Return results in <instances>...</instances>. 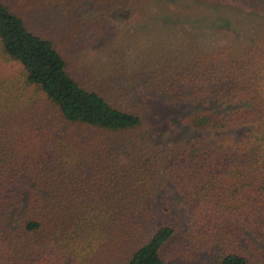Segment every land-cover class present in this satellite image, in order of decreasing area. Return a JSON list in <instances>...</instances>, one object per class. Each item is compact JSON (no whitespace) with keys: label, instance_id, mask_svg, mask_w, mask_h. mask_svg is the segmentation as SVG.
<instances>
[{"label":"trees","instance_id":"1","mask_svg":"<svg viewBox=\"0 0 264 264\" xmlns=\"http://www.w3.org/2000/svg\"><path fill=\"white\" fill-rule=\"evenodd\" d=\"M232 1L0 0V264H264V0Z\"/></svg>","mask_w":264,"mask_h":264},{"label":"rangeland","instance_id":"2","mask_svg":"<svg viewBox=\"0 0 264 264\" xmlns=\"http://www.w3.org/2000/svg\"><path fill=\"white\" fill-rule=\"evenodd\" d=\"M210 2H221V3H228V4H232L234 6H238L236 4H238V2H234L232 0H210ZM86 3V1L84 2ZM87 8V11L90 9V11H92V6L88 5L85 6L84 9ZM248 11H250V9H248ZM255 13H258L257 11ZM259 13H262L261 11H259ZM92 15H96V13H89L88 16H92ZM78 24L77 20L75 22V25ZM79 25L81 26V32L78 33V29H76V33H78L79 35L82 32H86V25H84L83 22H80ZM95 28H97V25L95 26ZM71 39L67 38V37H63L62 35H60V39L63 40L62 44L65 47V49L67 50H71L72 48H81L80 46H78V44L80 42H82L83 40H80L76 34L74 33L73 35H71ZM18 70H20V66L19 65H13V64H7L6 65V71L8 72L7 74H15ZM146 106H144L145 108V113H146V120H147V124H146V132L147 133H157L159 138L165 139V138H174L176 137V132L175 131H171V132H167V129H170V116L172 113L175 112H179L180 110H182L181 108L178 109L175 106H172L171 104L167 103V102H162L156 99H149V101H146ZM176 110V111H175ZM171 130V129H170ZM198 137H201L197 134ZM203 139H207L203 138ZM160 194V192H159ZM190 226L191 224H186L183 228H181L184 231H189L190 230ZM167 264H169V260H167ZM261 264V263H258Z\"/></svg>","mask_w":264,"mask_h":264}]
</instances>
